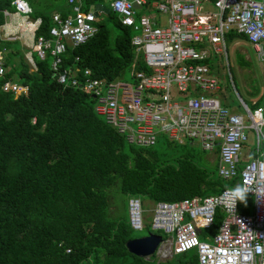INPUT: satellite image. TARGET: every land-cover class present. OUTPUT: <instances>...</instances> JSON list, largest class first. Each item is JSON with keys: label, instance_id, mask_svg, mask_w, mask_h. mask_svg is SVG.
Returning <instances> with one entry per match:
<instances>
[{"label": "built area", "instance_id": "built-area-1", "mask_svg": "<svg viewBox=\"0 0 264 264\" xmlns=\"http://www.w3.org/2000/svg\"><path fill=\"white\" fill-rule=\"evenodd\" d=\"M66 3L65 16L51 14L46 38L34 37L41 20L30 18L28 0H10L13 12L1 11L8 21L18 18L17 26L28 34L29 67L35 69L32 53L39 60L49 53L55 82L86 93L95 115L128 145L151 148L163 137L178 145L193 142L215 153L217 176L233 182L216 195L151 203L147 224L161 238L155 257L194 250L197 264H264V108L249 110L240 101L245 116L228 109L211 69L215 61L227 65L225 35L231 31L246 39L234 44L249 45L264 66V0H104L107 7L100 6L130 30L134 54L128 73L112 80L93 78L87 68H62L63 54L89 40L97 31L96 17L103 15L84 12L82 0ZM137 62L144 70H136ZM0 91L15 99L26 95L27 86L4 81ZM239 194L251 198V214L238 212ZM126 207L130 229L142 231L139 199L130 197ZM217 211L222 220L216 232L199 240Z\"/></svg>", "mask_w": 264, "mask_h": 264}, {"label": "trees", "instance_id": "trees-1", "mask_svg": "<svg viewBox=\"0 0 264 264\" xmlns=\"http://www.w3.org/2000/svg\"><path fill=\"white\" fill-rule=\"evenodd\" d=\"M28 3L30 18L41 20L35 38L48 37L52 13L68 12L66 0ZM102 3L82 0L81 8L85 12ZM2 10L13 12L10 0H0V27ZM108 24L119 30L113 39ZM94 25L97 31L89 40L63 54L62 68H87L97 79L125 76L134 57L130 30L110 11ZM233 41L246 43L244 36L231 31L225 43ZM0 51L5 52L0 84L27 86L26 95L15 99L0 91V264H197L194 250L163 262L155 255L142 259L129 254L127 241L157 233L146 223L149 217L142 218V231H132L127 207L119 209L118 200L122 196L127 204L130 197L137 198L146 210L144 202L216 195L233 182L217 176L215 161L207 170L193 162L186 144L164 137L157 141L162 152L155 151L157 143L151 148L128 145L95 115L86 93L55 82L49 53L43 60L32 53V70L16 41L0 40ZM237 62L249 67L242 55ZM136 70H144L140 62ZM252 106L264 108V102ZM170 149L176 152L166 156L163 151ZM251 203L249 196L239 194L238 212L251 214ZM221 220L217 211L199 240L215 233Z\"/></svg>", "mask_w": 264, "mask_h": 264}, {"label": "rangeland", "instance_id": "rangeland-1", "mask_svg": "<svg viewBox=\"0 0 264 264\" xmlns=\"http://www.w3.org/2000/svg\"><path fill=\"white\" fill-rule=\"evenodd\" d=\"M60 1L64 2L65 0ZM105 7H107V4H105ZM140 14L141 13H139V15ZM96 19L98 22H103L105 20V16L99 15ZM7 20L8 19H6V21ZM107 27L109 29L111 39L115 38L119 34L118 29L113 28L109 24ZM16 42L18 43L19 49L23 53L30 51V47L23 45L22 41ZM239 54L242 55L244 60L248 62L249 67L244 68L239 66L237 62V56ZM226 55L227 65H225L224 60H221L222 62L215 61L211 66V69L214 71L213 74L217 77L221 90L218 95L223 99V102L228 109L232 111L234 110V112L245 116L241 108L240 101H242L249 110H254L252 106L253 102H264V66L255 59L254 53L247 44L236 43L226 46ZM192 143L186 142L185 150H187L188 154L193 159V162L209 170L211 168V162L214 159V155H211L209 152L200 151L198 145ZM155 148H157L155 150L156 152H162V147H160L159 143L155 145ZM174 152L176 151L172 149L163 151L166 156L172 155ZM179 155L180 152L177 153V156ZM144 204H146L147 207L146 210H143L141 207L143 210L142 218H150L151 204L148 202H144ZM125 205H127L125 199L123 200L122 196H119V209L125 207ZM110 210L112 211L113 208L110 207ZM146 223H148V220H146ZM139 234L140 233H135L137 236H140ZM156 259L159 262H163L169 258L161 259L156 257Z\"/></svg>", "mask_w": 264, "mask_h": 264}, {"label": "water", "instance_id": "water-1", "mask_svg": "<svg viewBox=\"0 0 264 264\" xmlns=\"http://www.w3.org/2000/svg\"><path fill=\"white\" fill-rule=\"evenodd\" d=\"M133 8H138L135 4L132 5ZM101 10L103 14H107L108 10L104 7H100L98 5L94 7L89 8V12H92V10ZM94 15H97L94 13ZM161 242V238L158 235L155 234H148L143 237L135 238L132 240H129L125 243V249L126 251L138 258L142 259H148L150 256L154 255L157 248L159 247Z\"/></svg>", "mask_w": 264, "mask_h": 264}, {"label": "crops", "instance_id": "crops-1", "mask_svg": "<svg viewBox=\"0 0 264 264\" xmlns=\"http://www.w3.org/2000/svg\"><path fill=\"white\" fill-rule=\"evenodd\" d=\"M29 4V3H28ZM67 4V3H66ZM82 4V3H81ZM100 5H104L105 6V3H104V0H103V3L102 4H99L98 6ZM68 6V5H67ZM82 7V6H81ZM94 7V6H92ZM101 7V6H100ZM31 8V7H30ZM90 8V7H89ZM68 10H69V7H68ZM89 10V9H88ZM32 12V10H31ZM12 13V12H10ZM68 13V12H67ZM108 14V13H107ZM106 14V15H107ZM104 16H106L105 14H103ZM3 17V16H2ZM13 18V21H6V18H3V25L0 27V40L2 41H5L4 38H6L7 35L9 36H13L14 37V40L13 41H22L23 45H25L26 47L29 46L30 44V38L28 36V34L26 32H24L23 30H21L19 28V26H17L20 22V20L18 18H16L15 16L12 17ZM97 21V20H96ZM12 42V41H10ZM235 42L237 41H233L232 43L230 44H234ZM239 42H242V41H239ZM238 42V43H239ZM229 44V45H230ZM228 46V45H227ZM5 53V52H4ZM4 53H3V56H4ZM25 53V52H24ZM24 53H23V56H24ZM26 54V53H25ZM240 55V54H239ZM25 59V58H24ZM244 59V58H243ZM26 61V60H25ZM244 68H247V67H244ZM264 80V79H263ZM264 83V81H263ZM254 104V102H253ZM252 104V105H253ZM249 147H247L248 149ZM211 155H214V159L213 161H215L216 163V154L215 153H211ZM212 161V162H213ZM211 162V163H212Z\"/></svg>", "mask_w": 264, "mask_h": 264}]
</instances>
